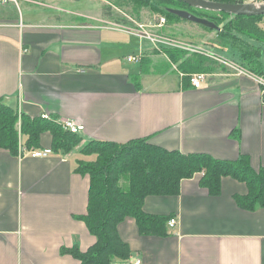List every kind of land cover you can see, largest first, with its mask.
I'll list each match as a JSON object with an SVG mask.
<instances>
[{"label":"crops","instance_id":"obj_1","mask_svg":"<svg viewBox=\"0 0 264 264\" xmlns=\"http://www.w3.org/2000/svg\"><path fill=\"white\" fill-rule=\"evenodd\" d=\"M39 2H22L20 10L0 5L4 104L30 118L44 113L76 120L84 126L82 144L149 137L166 149L225 160L246 155L253 168L264 167V103L253 77L220 65L194 87L179 71L148 68V59L143 72L140 61L126 58L148 53L150 40L149 46L96 7ZM242 39L257 45L248 35ZM50 143L43 133L41 148ZM79 159L78 149L32 157L0 148V264H84L61 251H85L95 242L79 218L89 192V176L75 170ZM200 178L183 179L178 195L147 196L145 212L170 215L176 223L167 224L164 236L140 235L135 221L124 219L118 232L131 255L110 264L136 258L140 264H264V207L236 203L234 195L247 192L241 181L225 176L212 195Z\"/></svg>","mask_w":264,"mask_h":264},{"label":"trees","instance_id":"obj_2","mask_svg":"<svg viewBox=\"0 0 264 264\" xmlns=\"http://www.w3.org/2000/svg\"><path fill=\"white\" fill-rule=\"evenodd\" d=\"M119 10L124 3L135 5V15L140 17V9L146 8L158 17L166 19L165 25L172 26L178 21H187L168 11L169 8L186 9L193 14L207 18L220 29L216 42L221 50L233 48L239 53V64L247 71L264 77V65L258 59L259 46L244 41L242 23L255 24L264 15H234L188 6L181 0H109ZM237 3L244 0H211ZM106 18L120 23L129 21L114 10L111 5L103 6ZM236 24V25H234ZM208 30H214L203 26ZM255 31L264 34L263 29ZM262 32V33H261ZM171 62L186 75L209 71L211 61L201 54H187L177 48H164ZM143 72L146 59H140ZM20 118L19 128L17 126ZM51 135L50 149L53 152L69 153L78 149L81 159L75 170L89 176L88 202L85 214L79 216L95 237V242L87 250L79 247L62 248L84 264H110L113 260H126L131 255L129 244L120 236L118 225L126 218L135 221L140 235L167 234L170 215L149 214L144 211L143 203L147 196L178 195L183 179L201 174L200 184L210 194L220 191L221 179L229 176L246 185L247 192L234 195L236 203L247 210L264 207V167L255 169L248 156L241 155L235 160L214 158L207 153H183L170 150L150 142L149 137L137 138L125 143L92 140L79 145L82 141L78 133L64 130L57 122L45 120L40 116L30 118L18 115L17 110L4 104L0 99V148L12 155H19V146L26 150L42 149L41 136Z\"/></svg>","mask_w":264,"mask_h":264},{"label":"rangeland","instance_id":"obj_3","mask_svg":"<svg viewBox=\"0 0 264 264\" xmlns=\"http://www.w3.org/2000/svg\"><path fill=\"white\" fill-rule=\"evenodd\" d=\"M70 2L75 4V6H77L81 10L89 9V7L91 9L96 7L97 8L96 10L98 11L99 15L101 14L104 15L103 6L108 5L103 0H93V1L91 0H70ZM109 5L112 6L113 4L111 3ZM124 5L125 6H124L123 11L119 10L117 7H115V5H113L112 7L114 8L115 11L117 10L121 16L125 17L129 21L128 23L123 24L111 18H107V19L111 20L112 22L116 24L124 25L134 30L167 37L171 39L175 44L174 46H171V44H167V43H156V44L153 43V47L151 48V50L148 51V53L142 52L141 59L142 60L148 59L149 61L147 64L148 68L150 67H152L153 69L155 68L159 72H165V71H170V70L174 72L179 71L177 69V65L171 62L167 54L165 53L164 48L169 47V48L181 49L185 51L188 55L196 53V54H201L207 57L211 61V64L209 65L210 70L206 71L207 73H210L213 71L215 72L219 68L220 65L223 66L224 68L229 69L231 72L232 71L236 72L234 67H240L244 69L239 64L240 59H239V53L237 51H235L233 48H230V47H227L226 49L221 50L218 47V43L215 41L217 35L213 37L214 39L207 38L208 35L210 36L212 34H217L216 31L208 30L204 28L201 24H197L194 22L192 23L190 21H178L174 23L171 27L165 24L160 27L151 26V24H157L158 18H159L157 14H153L148 9L142 8L139 10L140 17L137 18L134 12L135 5L129 2L124 3ZM36 7H37L36 10L49 9L48 7H42V6H36ZM21 9H22V6H21ZM50 11H53V10L50 9ZM260 21L262 20L255 21V24L242 23L241 24L243 27L242 36L247 37L248 35V37L251 38V41L259 45V56L258 57L261 62H264V38H257V36H263L264 34L262 32H261L262 34H259L255 31L256 26L259 30L260 29L264 30V22H260ZM251 33H253V36H251L252 35ZM145 43H147L150 46L149 40L145 39ZM133 63L138 64L139 62L134 61ZM79 145H82V143H80Z\"/></svg>","mask_w":264,"mask_h":264},{"label":"built area","instance_id":"obj_4","mask_svg":"<svg viewBox=\"0 0 264 264\" xmlns=\"http://www.w3.org/2000/svg\"><path fill=\"white\" fill-rule=\"evenodd\" d=\"M22 2H28V3H33V4L40 3L39 0H0V5H3V6L13 5L17 8V10H20V5ZM165 22H166V19L164 17H159L157 24H151V26L160 27V26H163L165 24ZM117 25H119V24H117ZM122 27H124V26H122ZM125 28L131 32L138 34L142 38L150 40L154 44H156V43H167V44H171V46L175 45L174 42L167 37H163V36L157 35V34H152V33L134 30V29H131L127 26H125ZM126 59L128 61H140L141 54L129 55V56H127ZM225 63H226V61H225ZM234 69L238 73L246 74L248 76L253 77L256 80L257 85L260 89L262 101L264 103V77L255 75V74H253L247 70H244L240 67H234ZM189 76H190L189 81L194 87H200L202 82L205 79V73H203V72L191 73ZM18 115H20V112H18ZM40 117L45 119V120H52V121L57 122V124H59L64 130H66L70 133H78L79 134V132L84 129V126L74 119H70V118L54 119V118H51L48 114H44V113H41ZM19 123H20V118L18 120V126H19ZM19 147H20L19 148V155H22V156L24 154H29L32 157H44V156H47L48 154L51 153L50 148L26 150L22 146H19ZM175 223H176V220L174 218H170L168 221L169 227H173ZM131 264H140V259L139 258L134 259L131 262Z\"/></svg>","mask_w":264,"mask_h":264},{"label":"water","instance_id":"obj_5","mask_svg":"<svg viewBox=\"0 0 264 264\" xmlns=\"http://www.w3.org/2000/svg\"><path fill=\"white\" fill-rule=\"evenodd\" d=\"M181 1H183L185 4L191 7L214 10V11H223L234 15H245V16L264 15V3H254V2L229 3V2H217L211 0H181ZM168 11L187 21L201 24L202 26L214 30L220 29V27L217 24H215L213 21L207 18L197 16L186 9L169 8Z\"/></svg>","mask_w":264,"mask_h":264}]
</instances>
